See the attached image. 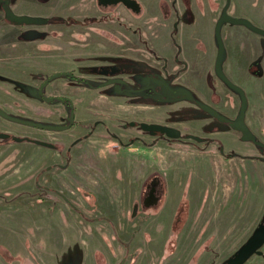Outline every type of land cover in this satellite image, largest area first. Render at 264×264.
Wrapping results in <instances>:
<instances>
[{
    "label": "rangeland",
    "instance_id": "1",
    "mask_svg": "<svg viewBox=\"0 0 264 264\" xmlns=\"http://www.w3.org/2000/svg\"><path fill=\"white\" fill-rule=\"evenodd\" d=\"M137 1L140 13L121 2L53 0L56 17L32 5L29 23L3 27L2 40L17 38L15 53L61 51L32 70L28 61L14 70L0 60L8 114L61 125L69 107L40 100L38 87L54 71L78 80L58 77L45 91L71 98L72 129L45 131L0 115V264H227L261 226L264 36L241 24L221 28L222 67L246 94L248 132L194 100L238 115L240 97L216 71L215 29L224 12L264 29V0ZM118 78L124 82L111 83ZM154 174L165 182L164 199L133 216V200ZM259 251L244 264H264Z\"/></svg>",
    "mask_w": 264,
    "mask_h": 264
},
{
    "label": "flooded vegetation",
    "instance_id": "2",
    "mask_svg": "<svg viewBox=\"0 0 264 264\" xmlns=\"http://www.w3.org/2000/svg\"><path fill=\"white\" fill-rule=\"evenodd\" d=\"M99 2L103 5H115V4H120V2L118 0H99ZM136 11H138V13H140L141 11V6H140V3L138 2V10L135 9ZM57 14H54V16L50 17L53 18V17H56ZM10 20L11 19H14L16 20L17 22H20V23H23V25H25V23H29L28 20H30V18H35L36 16H33V15H23V14H14L12 13L10 15ZM16 17H20L21 19H17ZM29 18V19H28ZM68 21V20H67ZM75 21H77V19H75ZM47 24L45 22H42L40 24ZM50 24L51 26H60V22H56V21H50ZM65 25V24H64ZM30 26V25H29ZM28 26V27H29ZM26 27V26H25ZM54 29H61V28H54ZM261 35V34H260ZM264 36V35H263ZM17 39V38H16ZM16 39H11L10 41H7L6 43L9 44V49L10 48H13L14 47V43L16 41ZM46 41V40H45ZM54 41H58V40H54ZM60 42H62L63 40H59ZM65 41V40H64ZM77 42V41H76ZM2 46V45H0ZM30 46H32L30 44ZM33 47V46H32ZM59 50V49H58ZM20 52H14L13 50H8V51H1L0 50V60H3L5 59V65L9 64L10 67L14 70H17V69H21L22 67V61H28L30 62V64H28V69L29 70H32L33 67H37V65L40 66V63L43 61V60H46V57L48 56H51L53 55V52L52 53H49V54H46L48 53L50 50H43V51H36V50H32L30 48H28V50H26L25 52H23L22 50H19ZM3 52V53H1ZM61 51H55L54 53H59ZM1 66V65H0ZM109 69H105V71H108ZM38 71V70H37ZM42 71V70H41ZM40 72V71H39ZM45 72V71H44ZM56 73H54L53 75H51L49 78H46L45 80H43L39 87H38V93H39V96H40V100H43V101H48V102H55V101H61L64 105H66L67 107H69V113L66 117V119L62 122L61 125H55V126H59V127H63V128H60L58 130H52V129H47V128H40L42 130H52V131H67L69 129H72L76 126L77 122H76V114H75V109H74V105L72 103V100L71 98L69 97H62V96H53V95H46L45 91H46V88L47 86L51 83V81L57 79L58 77H70L72 78V80H78L77 76L74 75L72 72H68V71H54ZM109 72V71H108ZM83 79V78H82ZM84 83L87 84V81L86 79H83ZM124 81L122 79H117L116 82L114 81H111V83H114L115 86H119L120 84H122ZM227 85V84H225ZM228 86V85H227ZM233 92L237 93L240 97V101H241V106H242V95L240 94L239 91L235 90L234 88H231L230 86H228ZM202 109L212 113L213 115H215L217 118L218 115L213 113L209 108L207 107H210L214 110L217 111V113L221 114V112L217 109L216 106H208L204 103H199L197 100H194ZM3 110V109H2ZM6 112V111H5ZM240 113H241V107H240V110H239V113L238 115L232 120H236L239 118L240 116ZM222 115V114H221ZM2 116V115H1ZM4 117V116H3ZM73 117V121L71 120V118ZM226 117V116H225ZM228 118V117H227ZM220 119V118H219ZM230 119V118H229ZM222 120V119H220ZM224 121V120H222ZM225 122V121H224ZM227 123V122H225ZM246 123V122H245ZM133 124V123H132ZM228 125H230L229 123H227ZM27 125V124H26ZM45 125H51V124H45ZM30 126V125H28ZM232 128H234L232 125H230ZM30 127H34V126H30ZM141 127H142V124H141ZM37 128V127H35ZM242 132H248L249 131V127H247L246 130H240ZM150 132V131H148ZM153 134H156V133H160V132H151ZM164 134V133H162ZM166 135V134H165ZM116 139H118L119 141V144L122 146L123 145V141L121 139H119V137L117 135H113ZM182 134H181V131H180V135L177 137V138H181ZM1 137H4V138H10L11 136H9L8 134H2ZM190 138H193V139H196V140H200V138H195V136H191L189 135ZM38 140H35L34 142L39 144V145H44V146H47V147H52L54 148L55 145L50 143V142H45V141H41V142H44V143H48V144H41L39 142H37ZM201 141V140H200ZM222 153H223V148H220ZM164 196H165V182L163 180V178L158 175V174H154L152 175V177L150 178L149 180V183L146 185V189L144 190V194L141 198H136L133 200V203H132V207H134L133 209V212H132V215L133 216H136L137 215V212L138 210L141 208L143 209V212H146L147 210H150V209H153V208H156L160 205V203L163 201L164 199ZM180 210L181 209H178L177 211V216L179 215L180 213ZM175 221V220H174ZM176 223L179 222V216L176 218ZM175 222H174V230H175ZM263 222H264V219H263ZM262 222V224H263ZM264 246V243L258 247L254 252H252V254L250 255H253L255 252L256 253H261L259 251V249L261 247ZM240 251V250H239ZM238 251V252H239ZM237 252V253H238ZM236 253V254H237ZM235 254V255H236ZM234 255V256H235ZM233 256V257H234ZM232 257V258H233ZM231 258V259H232ZM230 259V260H231ZM247 259V258H246ZM229 262V261H228ZM195 263V262H194Z\"/></svg>",
    "mask_w": 264,
    "mask_h": 264
},
{
    "label": "water",
    "instance_id": "3",
    "mask_svg": "<svg viewBox=\"0 0 264 264\" xmlns=\"http://www.w3.org/2000/svg\"><path fill=\"white\" fill-rule=\"evenodd\" d=\"M121 3H124L127 7L132 8V9H137L138 10V1L137 0H118ZM17 19H21L20 17H16ZM223 23H233V24H241L245 25L246 27L250 28L252 31L259 33L261 35H264V29L260 28L256 25H254L252 22H250L247 19L244 18H238L232 15H229L227 12H224L221 17L219 18L215 33L217 37V42L219 46L218 54H217V59H216V71L218 76L222 81H224L228 86L231 88H234L235 90L239 91L240 94L242 95V106H241V113L238 119L232 120L229 119L219 113H217L216 110L209 108L213 113L217 114L218 117L225 122L229 123L232 125L234 128L238 130H246L247 125L245 124V117H246V108H247V98L244 90L236 85L234 82H232L229 77L226 75V73L223 70L222 67V61H223V55H224V50H225V44L223 41L222 37V24ZM0 115L4 116L7 119H10L15 122H19L22 124H27L30 126L38 127V128H47V129H52V130H58L63 127L55 126V125H45L42 123H38L35 121H30V120H25L21 118H16L5 112L0 108ZM73 121V117L71 118ZM142 127L146 131L150 132H160L168 135L169 137L172 138H177L180 135V130L171 127L168 125H161V124H147V123H142ZM194 137V136H193ZM195 138H199L195 136ZM41 144H48L44 143L41 141H37ZM264 243V222L261 224V226L257 229V231L254 233V235L249 239V241L240 249V251L227 263V264H241L252 252H254L258 247H260Z\"/></svg>",
    "mask_w": 264,
    "mask_h": 264
},
{
    "label": "crops",
    "instance_id": "4",
    "mask_svg": "<svg viewBox=\"0 0 264 264\" xmlns=\"http://www.w3.org/2000/svg\"><path fill=\"white\" fill-rule=\"evenodd\" d=\"M53 0H0V50L8 51L9 44L6 43L7 41L2 40V35L9 27V16L14 14H23V15H35L31 13L32 5L37 6L36 8L43 14L44 17H52L54 14L57 13L58 8L52 4ZM68 2V4L77 3L76 0H64ZM78 1V0H77ZM61 5L64 2H60ZM7 27L6 30L3 27ZM21 40V39H19ZM233 222H231L232 224Z\"/></svg>",
    "mask_w": 264,
    "mask_h": 264
},
{
    "label": "trees",
    "instance_id": "5",
    "mask_svg": "<svg viewBox=\"0 0 264 264\" xmlns=\"http://www.w3.org/2000/svg\"><path fill=\"white\" fill-rule=\"evenodd\" d=\"M252 254V253H251ZM252 255H249L241 264H244Z\"/></svg>",
    "mask_w": 264,
    "mask_h": 264
}]
</instances>
